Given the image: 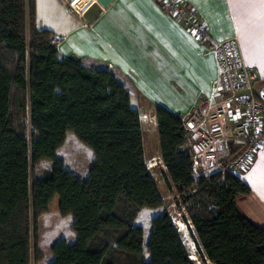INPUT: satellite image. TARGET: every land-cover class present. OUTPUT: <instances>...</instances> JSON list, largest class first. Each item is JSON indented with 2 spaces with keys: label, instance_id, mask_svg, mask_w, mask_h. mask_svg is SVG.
<instances>
[{
  "label": "trees",
  "instance_id": "obj_1",
  "mask_svg": "<svg viewBox=\"0 0 264 264\" xmlns=\"http://www.w3.org/2000/svg\"><path fill=\"white\" fill-rule=\"evenodd\" d=\"M155 117L166 181L183 194L203 262L264 264V227L237 208L250 186L230 171L194 175L183 118L162 106ZM70 132L94 153L85 179L57 155ZM43 161L52 167L39 172ZM163 204L128 89L60 57L53 32L37 27L36 0H0V264L41 260V216L53 211L73 217L77 238L57 240L50 264H195L168 213L145 243L135 220Z\"/></svg>",
  "mask_w": 264,
  "mask_h": 264
},
{
  "label": "crops",
  "instance_id": "obj_2",
  "mask_svg": "<svg viewBox=\"0 0 264 264\" xmlns=\"http://www.w3.org/2000/svg\"><path fill=\"white\" fill-rule=\"evenodd\" d=\"M184 1L207 22L212 38H237L245 63L258 71L257 91L264 93V0ZM36 16L39 29L53 32L60 57H74L88 68L106 69L115 75L128 89L132 106L140 111L143 129L147 123L144 119L149 115L157 124V106L181 118L199 108L206 130L217 121L209 108L220 80L217 54L175 20L161 0H113L92 22L67 11L66 0H36ZM223 122L232 121L227 115ZM70 133L65 142L74 137ZM194 144L191 134L187 147L193 149ZM83 145L91 155L86 172H78L67 163L66 167L85 179L94 153ZM64 146L59 148L57 155L66 162L61 154ZM220 152L223 159H229L237 149L231 142L222 141ZM159 162L166 175L161 156ZM233 173L251 188L250 194L237 198L239 212L264 227V147L245 168ZM65 217L74 221L71 215ZM69 237L60 236L73 243L77 235L72 231Z\"/></svg>",
  "mask_w": 264,
  "mask_h": 264
},
{
  "label": "built area",
  "instance_id": "obj_3",
  "mask_svg": "<svg viewBox=\"0 0 264 264\" xmlns=\"http://www.w3.org/2000/svg\"><path fill=\"white\" fill-rule=\"evenodd\" d=\"M79 0H66L69 12L83 16ZM162 6L207 49L215 51L220 67V80L209 108L217 121L209 130L203 128V114L194 108L183 117L185 128L193 134V173L196 176L218 172L224 179L228 171L245 168L264 147V99L256 88L258 71L245 63L236 37L216 40L211 37L206 21L184 0H161ZM230 123L223 122L226 116ZM231 142L237 153L229 158L220 156L221 142Z\"/></svg>",
  "mask_w": 264,
  "mask_h": 264
},
{
  "label": "rangeland",
  "instance_id": "obj_4",
  "mask_svg": "<svg viewBox=\"0 0 264 264\" xmlns=\"http://www.w3.org/2000/svg\"><path fill=\"white\" fill-rule=\"evenodd\" d=\"M144 120L145 122H147L144 123L143 129L146 162L150 171L152 172L151 174H153L156 182L159 185L164 204L160 208H144L143 210H141L135 220V224L143 227L145 232V243H147L152 229V219L160 214L168 213L181 232L183 243L187 247L190 256L194 260L195 264H205L197 253V243L191 233V230H194V228L192 223H188L190 220L188 211L186 210V205L183 202V194L180 193L179 190H177L174 186H170L168 184V182L166 181V175L161 170L162 167L159 162L160 147L157 124L155 123L153 117L150 115L147 116ZM26 123L28 135L29 137H31L34 129L32 128L29 119H27ZM71 135H74V137L68 138L67 142H65L66 144L64 143L65 146L62 148L61 154L66 160L65 165L67 163L70 167L77 170L78 172L84 173L86 172L91 161L90 152L81 143V141L76 138V135L74 133L71 132L70 136ZM220 156H223L221 152ZM51 167L52 163L50 161H44L40 165L38 170L39 172H41L43 169H51ZM58 213H49L41 218L42 237L39 248L43 253V258L39 261L33 258L31 264H50L53 259V254L51 251L52 245L57 240L61 239L60 236H67L68 238H70L69 235L72 234L73 231L71 228L73 222L65 216H60V214ZM145 258L149 259V254L147 252H145ZM207 264L212 263L207 260Z\"/></svg>",
  "mask_w": 264,
  "mask_h": 264
},
{
  "label": "water",
  "instance_id": "obj_5",
  "mask_svg": "<svg viewBox=\"0 0 264 264\" xmlns=\"http://www.w3.org/2000/svg\"><path fill=\"white\" fill-rule=\"evenodd\" d=\"M113 0H79L77 6L83 11V17L92 22L100 14L104 7L109 5ZM263 91L260 96L264 99Z\"/></svg>",
  "mask_w": 264,
  "mask_h": 264
},
{
  "label": "bare ground",
  "instance_id": "obj_6",
  "mask_svg": "<svg viewBox=\"0 0 264 264\" xmlns=\"http://www.w3.org/2000/svg\"><path fill=\"white\" fill-rule=\"evenodd\" d=\"M182 224V223H181Z\"/></svg>",
  "mask_w": 264,
  "mask_h": 264
}]
</instances>
